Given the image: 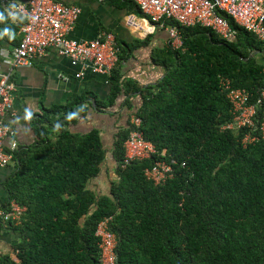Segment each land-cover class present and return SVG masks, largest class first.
Returning <instances> with one entry per match:
<instances>
[{"label": "trees", "instance_id": "1", "mask_svg": "<svg viewBox=\"0 0 264 264\" xmlns=\"http://www.w3.org/2000/svg\"><path fill=\"white\" fill-rule=\"evenodd\" d=\"M120 1L141 14L130 0ZM227 19L232 40L202 26L166 22L179 29L182 47L156 50L165 76L135 87L142 102L115 135V178L106 194L88 189L108 158L101 132L68 128L78 121L75 107L83 99L45 110L37 122L51 130L39 129L36 144L15 152L5 184L3 208L16 200L27 211L17 221H0L19 236L0 264H102L96 230L105 219L118 238L117 264H264V143L244 146V131L222 130L232 113L220 87L224 77L257 100L264 89V41ZM118 65L109 77L111 104L130 87ZM52 116H60L59 127ZM132 116L142 120L157 153L126 164ZM161 160L178 165L172 179L156 185L146 170Z\"/></svg>", "mask_w": 264, "mask_h": 264}, {"label": "built area", "instance_id": "2", "mask_svg": "<svg viewBox=\"0 0 264 264\" xmlns=\"http://www.w3.org/2000/svg\"><path fill=\"white\" fill-rule=\"evenodd\" d=\"M9 14H21L26 19L22 26V41L12 52L15 66H31L37 56L46 55L50 48L67 57L73 66H84L93 73L110 77L120 61L121 48L112 32H105L94 40L77 41L70 34L76 27L81 9L76 5L65 4L58 0H6ZM141 11L143 20L168 35L169 45L174 49L182 47V35L174 22L184 27L202 26L212 29L224 40H232L234 31L227 17L236 24L264 41V0H130ZM126 26L138 31L148 29L146 24L135 15H129ZM0 54V165L8 166L19 149L15 131L4 119L13 108V86L1 75L2 59ZM78 76H81L79 74ZM220 87L230 105L232 120L222 126V130L244 131V146L255 142L264 143V89L257 100L245 88H235L231 82L220 78ZM131 132L124 143L125 163L150 160L156 153L155 145L146 140L142 131V120L131 117ZM8 140V148L5 142ZM177 160L156 161L146 170V176L156 185H163L174 177ZM185 166V163L183 164ZM27 207L16 200H9L7 208L0 204V221L9 223L19 220ZM110 220L99 223L96 235L99 238L102 264H117L118 238L110 228Z\"/></svg>", "mask_w": 264, "mask_h": 264}, {"label": "crops", "instance_id": "3", "mask_svg": "<svg viewBox=\"0 0 264 264\" xmlns=\"http://www.w3.org/2000/svg\"><path fill=\"white\" fill-rule=\"evenodd\" d=\"M58 1L79 6L81 9L76 27L70 34L71 39L94 40L105 32H112L116 36L123 50L117 69L122 80L130 82V87L124 90L113 104L109 103V77L93 73L81 65L73 66L67 57L60 56L54 48H50L46 55L35 57L31 66H15L11 56L22 41L21 28L26 19L21 14L11 16L8 11L9 2L0 0L1 75L14 89L13 108L6 114L4 121L15 131L19 148L26 149L39 140V129H50L47 122H37L45 110L65 106L81 97L83 100L75 107L79 108L76 113L79 119L75 125L71 123L68 128L81 134L93 129L101 132L108 148V158L103 165V173L88 185V189L101 196L106 194L104 187L108 192L107 180L115 169L112 158L115 135L126 125L135 108L142 102L141 94L135 87L156 85L165 76V69L160 62L155 61L154 52L168 46V35L163 30L157 34L158 30L153 31L152 25L144 21L141 14L131 12L120 0ZM132 14L142 20L148 29L138 31L127 27V18ZM164 34L166 35L163 36ZM79 74L81 76H78ZM97 102L104 105L97 107ZM83 108L86 110H82ZM51 121L58 127L62 123L60 116H52ZM49 137L55 139L52 134H49ZM5 146L8 148V140ZM14 165V162L8 166L0 165L1 205L8 200L5 184L13 173ZM18 239L19 236L14 231L0 227V256L12 252Z\"/></svg>", "mask_w": 264, "mask_h": 264}, {"label": "rangeland", "instance_id": "4", "mask_svg": "<svg viewBox=\"0 0 264 264\" xmlns=\"http://www.w3.org/2000/svg\"><path fill=\"white\" fill-rule=\"evenodd\" d=\"M157 34H160V30L161 29H159V28H157ZM166 34H164L163 36H165ZM168 37V36H167ZM261 54H259V58H261V56H260ZM110 178H112V179H114L115 178V174H114V172H113V175L110 177ZM110 178H108V180L110 179ZM105 179H107V178H105ZM108 180H107V182H108ZM104 193H106L107 192V189H105V187H104Z\"/></svg>", "mask_w": 264, "mask_h": 264}]
</instances>
